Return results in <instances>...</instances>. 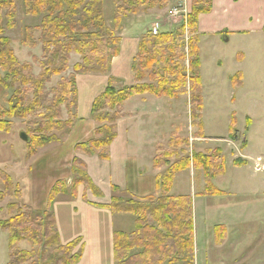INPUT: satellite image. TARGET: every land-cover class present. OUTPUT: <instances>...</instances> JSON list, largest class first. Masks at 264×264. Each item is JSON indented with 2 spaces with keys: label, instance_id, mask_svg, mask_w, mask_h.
Listing matches in <instances>:
<instances>
[{
  "label": "trees",
  "instance_id": "16d2710c",
  "mask_svg": "<svg viewBox=\"0 0 264 264\" xmlns=\"http://www.w3.org/2000/svg\"><path fill=\"white\" fill-rule=\"evenodd\" d=\"M91 1V8H86L80 16L85 0H0V72L7 75L1 87L14 92L9 105L0 107V132L10 134L15 120L27 122V134L31 138L27 144L28 158L37 156L53 142H60L55 133L65 135L66 127L73 125V119L65 122L53 118L50 114L54 108L44 106L57 99L61 103L74 101L77 75L107 72L112 59L120 53L119 33L124 19L147 12L145 9H166L170 3V0H113L116 14L112 25L107 26L101 8L103 0ZM21 5L26 16H43L39 26L25 29L27 44L24 43L34 49L42 46V60L20 63L11 49V40L5 37L8 30L16 27L14 20ZM211 8L212 0H193L187 23L193 36L188 45L184 38L185 28L176 30L177 34L142 39L135 58V85L123 89L108 86L101 95L104 102L100 104L98 100L93 110L98 114L95 118L97 138L79 145L78 150L109 161L110 147L117 137L116 123L123 118L126 103L136 97L180 100L190 95L192 118L202 135L200 40L195 34L198 17L209 13ZM34 32L42 35L40 41L34 39ZM71 55L81 57V61L69 74ZM36 65L40 69L38 75ZM54 78L61 80L50 86ZM144 81L148 84H142ZM30 116L38 117L30 119ZM173 135L175 140H170L167 146L160 145L154 158L156 170L169 167L156 177L155 194L135 200L127 191L113 186L111 202L103 206L113 215L135 217L134 231L114 232L115 264H195L192 198L172 195L173 181L192 164L194 170L205 177V194L218 195L212 181L224 175L226 156L220 149H209L194 154L191 161L190 156L189 159L185 156L189 141L178 133ZM231 137L237 140L236 131L231 132ZM213 151L223 154L216 157L219 161L212 156ZM0 180L3 185L0 203L14 199L6 207L8 217L0 218V232L8 236V264L79 263L82 258V246L78 249L80 241L66 245L61 242L52 207L61 197L77 198L81 186L85 192L102 197L88 175L86 164L79 159L74 161L72 182L59 181L50 193L47 210L43 211L20 206L21 187L13 182L9 173L0 170ZM84 199L87 200L86 195Z\"/></svg>",
  "mask_w": 264,
  "mask_h": 264
},
{
  "label": "crops",
  "instance_id": "0c3cea01",
  "mask_svg": "<svg viewBox=\"0 0 264 264\" xmlns=\"http://www.w3.org/2000/svg\"><path fill=\"white\" fill-rule=\"evenodd\" d=\"M192 2L193 0H170L169 6L163 11V16L166 15L165 10L177 6H183L190 12ZM124 24L123 22V28L128 29L130 33L137 31L131 27H124ZM195 36L207 45H218L223 37L224 44L234 41V45L245 52L251 50L249 41L254 38L264 47V0H212L211 11L198 17ZM137 42L138 38L132 36L129 42L122 43L120 57L124 62L121 63V59L115 62L118 66L116 69L112 67L108 80L104 76L100 78L98 75H87L94 81L92 91H89L94 93L92 99L97 94L104 93L110 79L124 82V88L135 85L132 64L125 61L132 56L133 62L135 51L133 52L132 48ZM243 62L244 60L240 64ZM145 99L134 98L126 103L125 114L118 123L117 138L110 147L109 161H102L97 156L83 157L88 175L101 191L102 197L99 199L94 197L81 186L77 198L61 197L52 207L61 242L66 245L78 239L81 241L82 258L77 264H115L114 232L134 231V224L128 220H125L122 228L116 227V217L123 215H113L103 207L110 204L113 186L126 190L140 199L152 196L156 192V177L163 169L155 170L153 162L147 161V158L153 160V157L139 152L138 146L141 137H147L150 130L163 127L167 104L164 100L154 97ZM182 99L186 104L189 102L188 97ZM90 102L91 99L88 103ZM83 114L81 112V116ZM86 122L85 126L75 128L74 133L67 138V144L48 147L26 164L28 172L33 170L35 182L34 185L27 183L25 186L26 191L30 193L28 197L24 195L26 191L23 190L22 182L17 183L21 187L24 199L26 202L29 201L33 209L43 211L47 208V198L55 182L72 181L70 171L72 159L69 151L81 143H76L77 139L84 140L79 137L82 133L85 137L83 142L91 137L89 133L94 130V126ZM236 134L237 140L240 139L239 134ZM229 136L232 138L231 134ZM202 137L206 138L204 132ZM242 142L245 143V140ZM260 157L262 156L256 158L244 156V160H235L238 163L237 178H242V181L234 180L229 189L217 186L218 181L225 179L227 171L213 179L212 185L219 191L218 195L205 194L203 178L195 173L192 164L189 170L184 171L185 173L176 175L172 187L177 191L175 196L184 195L192 198L195 264H264V176H256L264 175V172H256L254 168L255 160ZM248 163L253 165L250 176L245 174H249ZM145 173L149 176L142 178ZM185 176L186 180L192 181L190 189H183ZM196 182L202 183H199L198 187ZM198 188L202 192H199ZM85 195L87 200L84 199Z\"/></svg>",
  "mask_w": 264,
  "mask_h": 264
},
{
  "label": "rangeland",
  "instance_id": "374dc122",
  "mask_svg": "<svg viewBox=\"0 0 264 264\" xmlns=\"http://www.w3.org/2000/svg\"><path fill=\"white\" fill-rule=\"evenodd\" d=\"M91 2V0H85V4L83 7L84 9H82V11L80 12V16L84 14V10L86 8L87 10L91 8ZM101 8L104 11L107 26H111L113 23L114 16L116 14L113 0H103ZM22 9L23 7L21 5L18 8V12L15 17L16 22L14 20L16 27L13 30H8L5 34V37L11 40V49L13 50L15 57L20 63H31L33 61H36L35 59L37 58L38 60H42V46H39L38 48L34 49L31 48L29 45H25L27 44V32L25 29L37 25L39 26L41 24L43 16H26L23 13ZM145 10H147V12H143L142 14H139L136 17L131 16L126 21L123 20V22L125 23L124 27H131L137 31H135V33H130L128 29L122 28L121 32L119 33L121 40L120 53L117 57L112 59V62L108 67L106 73L96 74L98 75V77L102 78L104 76L107 77L106 80H108V74L110 73L112 67L116 69V67L118 66V64H115V62L119 59H121V63L124 62L123 58L120 57L122 43H125V41L129 42L130 38H132L133 36L136 39L138 38L137 45H134V47L132 48V51H135L133 62L131 60L132 56L128 61L125 62L132 64V71L135 81V58L138 54L139 46L142 39L148 36L155 37L160 34H177L176 32L180 28L186 29V24L188 23V20H182L179 18H177V20H174V18H170L167 15V19H165V17L163 16L164 9L161 10L159 8H155ZM167 12L168 11L165 10L164 15ZM187 14H189V12ZM3 25L6 26L5 21ZM192 36L193 35H191L190 32L186 33L184 38L185 43H187V45ZM41 37L42 35L40 33L34 32V39L36 41H40ZM220 40L221 41L218 45H207L199 41L200 76L202 86L201 122L202 129L206 138L202 137L201 130H199L198 126L195 124V119L192 118L190 95H188L189 102L187 104L184 103V99H161L164 100V102H166L167 104L165 106L164 112L165 117L163 116L164 125L158 130H150L147 137H141V142L138 146V151L143 153L144 155L153 157V160H149V158H147V161L148 163H154V158L158 154V147H160V145L162 144L167 146L170 140H175L176 136L173 135L174 131L180 132L184 135L183 137L185 138H188L189 136V138H191V142L192 138L195 139V141L191 143V147H188L187 149V154H185L187 158L190 156V159L192 160L194 154L204 152V150L207 151L209 149H220L222 153L226 155L227 175L225 176L224 180L218 181L217 186L229 189L234 180L242 181V178H237L238 170L236 169V165L238 163L235 160H242L244 159V156H249L251 158L262 156V158H257L255 160L254 168L256 172H264V47H262V44L259 40L254 38L249 41L251 50H246L245 52L244 50H241L239 46L234 45V41L232 43L224 44V38L222 37ZM243 46H245V44ZM247 52H249V54H247ZM243 60V64H240V62ZM80 61L81 57L77 55H71L69 74L72 73L73 67ZM36 67V72L38 75L40 69L37 65ZM66 75L67 74L65 73L64 76ZM0 76V107H7L9 105L10 98L12 97L14 92L8 89L4 90L3 87H1L7 75L3 72H0ZM90 79L91 78L87 77V75L76 76L77 87L75 96L76 98L74 101L61 103L60 99H57L54 101V103H47L46 106H44L48 109H50V107L52 106L54 109H52V114L50 115L53 118L58 119L59 121L64 120L65 122H68L70 119H73L72 128L66 127L64 132L66 133L65 135H61L62 132L55 133L57 135H55V137H60L61 141L53 142L52 144L45 147V150H47L48 147H52L53 145L57 146L58 144H60L61 146H64L65 144H67V138H70L72 133H74L73 131L75 130V128L78 126H85L87 124L86 121L89 122L88 124L94 126V130L89 133L91 137L85 142H83L85 140V137L84 133H82V135L79 137L84 140L80 141L79 139H77L76 143H81L76 144L69 151V154L71 155L70 159H72L70 169L72 174L74 161L76 159H79L84 164H86L83 160V157L96 156L85 154L83 151L78 150L77 148L79 145L87 144L97 138L96 129L98 125L95 121V118L98 116V114L93 113V110L95 107V103L98 100L100 104L104 102V99L101 97V95L104 93H102L101 95L97 94V96L92 99L94 93H90L89 91H92L94 81H91ZM60 80L61 78H54L50 86L57 85ZM78 80H80V82H78ZM142 84H148V82L144 81ZM110 85L117 89H122L125 87L124 82H119L115 79L109 80L108 86ZM106 90H104V92ZM90 99L91 102L89 104L88 102L90 101ZM81 112L84 113L82 116ZM35 117L38 116H30V119ZM121 119H119L116 123L117 128L118 123L119 121H121ZM27 126V122L22 120H15V125L14 127H12L10 134L0 132V170H3L5 173L9 172L12 176L13 182H22L24 191H26L25 186L27 183H32V185H34L35 183L33 182V170L28 172V166H26V164H28V161L32 159L28 158L29 149L27 144L30 142L31 138L27 134ZM85 128L87 129L88 127L86 126ZM234 131H236V133H238L240 136V139L236 141L230 138L229 136L231 132ZM22 135L27 136L29 142L23 140ZM202 138H204L205 140H203ZM242 140H245V143L242 142ZM44 149L42 150L44 151ZM42 150H40L39 153L42 152ZM212 153V156H215V159L216 157L218 158L219 155H223L222 153L216 154L214 151ZM65 155L66 154L64 151V156ZM258 159H260L261 167L259 170H257L256 167V162ZM216 160L219 161L220 159ZM16 162H18V164ZM247 166L249 174L245 173L244 171L243 172L246 174V176H250V173L253 172V165L248 163ZM142 168L143 167H141V169ZM168 169L169 167L163 169V173L166 172ZM195 173L203 178V182L205 181V177L202 173H197L196 171ZM148 176L149 175L145 173L142 175V178H146ZM186 176L183 178V189H190L192 187V181L190 179L186 180ZM256 176L260 177L264 175L260 174ZM59 181L55 182V184L50 190V193ZM199 183L202 182H196L197 185ZM199 186L200 185H198V187ZM1 190H3V185L0 180V191ZM121 191L126 192V190ZM198 191L202 192L200 188H198ZM50 193L49 197L47 198V202H49L50 200ZM176 193V190H171L172 195L175 196L177 195ZM28 194L30 193L27 191L24 192V195L26 197H28ZM96 198L99 199L98 196ZM134 199L140 200V198L137 197H135ZM13 201L14 199H6L3 203H0L1 219H6L8 217L6 207L10 202ZM18 202L21 207L31 206L28 203L29 201L26 202L23 197V194L21 200ZM47 208L45 210H47ZM125 220L132 222L136 227L135 217L131 215L117 216L115 221L116 227L122 228L123 224L126 223ZM78 240L80 241V239ZM25 246L27 245L25 244L24 247ZM78 248H80V245ZM9 261L10 251L8 248V236L7 233L0 232V264H8Z\"/></svg>",
  "mask_w": 264,
  "mask_h": 264
},
{
  "label": "built area",
  "instance_id": "2783aa9c",
  "mask_svg": "<svg viewBox=\"0 0 264 264\" xmlns=\"http://www.w3.org/2000/svg\"><path fill=\"white\" fill-rule=\"evenodd\" d=\"M187 15L188 14H187L186 10L183 9V7L173 8L168 13V17L174 18V20H177V18L182 19V20H186ZM256 167H257V170H259L261 168L260 167V159L257 160Z\"/></svg>",
  "mask_w": 264,
  "mask_h": 264
},
{
  "label": "water",
  "instance_id": "95a60500",
  "mask_svg": "<svg viewBox=\"0 0 264 264\" xmlns=\"http://www.w3.org/2000/svg\"><path fill=\"white\" fill-rule=\"evenodd\" d=\"M22 139L25 140L26 142H29V139L25 135H22Z\"/></svg>",
  "mask_w": 264,
  "mask_h": 264
}]
</instances>
